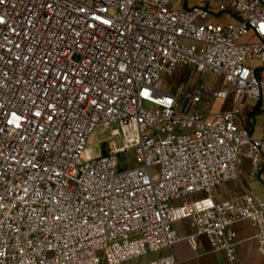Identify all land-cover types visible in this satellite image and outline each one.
Segmentation results:
<instances>
[{
    "label": "built area",
    "instance_id": "obj_1",
    "mask_svg": "<svg viewBox=\"0 0 264 264\" xmlns=\"http://www.w3.org/2000/svg\"><path fill=\"white\" fill-rule=\"evenodd\" d=\"M208 74L230 105L210 117ZM248 101L264 105V0H0V264H178L184 219L228 264L249 220L264 257V198H214L245 160L264 185Z\"/></svg>",
    "mask_w": 264,
    "mask_h": 264
},
{
    "label": "crops",
    "instance_id": "obj_2",
    "mask_svg": "<svg viewBox=\"0 0 264 264\" xmlns=\"http://www.w3.org/2000/svg\"><path fill=\"white\" fill-rule=\"evenodd\" d=\"M246 174L245 176L241 168L239 180L235 182H226L220 185L214 192L215 200H231L241 196L246 190H251L264 198V193H261L262 195H260L259 192L256 193L249 185L250 180H257L264 188L263 183L257 178L252 177L250 172ZM174 228L180 240L173 246L171 251L176 257L178 264H228L225 254L213 250L205 237L199 238L196 246L190 244L187 237L194 233L190 220L184 219L178 221L174 224ZM236 230L238 233V258L235 264H264V257L258 252L255 240L257 232L255 226L249 220H245L236 225ZM166 253L167 251L161 252V254Z\"/></svg>",
    "mask_w": 264,
    "mask_h": 264
},
{
    "label": "rangeland",
    "instance_id": "obj_3",
    "mask_svg": "<svg viewBox=\"0 0 264 264\" xmlns=\"http://www.w3.org/2000/svg\"><path fill=\"white\" fill-rule=\"evenodd\" d=\"M251 65H258V62L253 61L251 62ZM187 75H188L187 73L182 71V72H178L176 75H174L172 78L169 79L166 76H163L162 78L164 81L165 88L167 86H172V87L181 86L182 84L185 83ZM196 80L200 81V85H203V89L207 94L204 102H202L199 105L198 108L199 113H202L204 116L210 117L218 113L219 111L228 109L230 107V105L228 104L227 106H224L223 103H225L226 101L222 102L220 100H216L213 97H209L212 95V93L215 90L220 89L222 86L224 87V84L220 80H217L212 74L204 75L201 77L198 76ZM242 115L244 121L249 124L251 130L253 131L254 136L260 139L263 138L264 137V105L258 104L253 101H248L246 103V108L244 109ZM111 141H112V137L110 131L98 130L95 133L93 140H91L90 142V147L95 155L107 154L111 149ZM242 171L244 172L245 176L247 175L246 174L247 172L249 173L250 168H249L248 160H245L242 166ZM249 185L256 193L259 192L260 195L264 193V188L262 184L259 183V181L250 180ZM160 254L161 252L149 254L145 257H142L141 259L131 261L128 264H144L148 260L155 258Z\"/></svg>",
    "mask_w": 264,
    "mask_h": 264
}]
</instances>
